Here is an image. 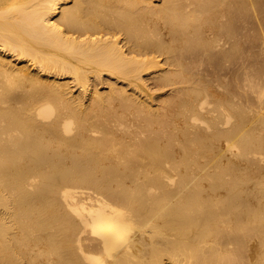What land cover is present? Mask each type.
<instances>
[{"label": "bare ground", "instance_id": "obj_1", "mask_svg": "<svg viewBox=\"0 0 264 264\" xmlns=\"http://www.w3.org/2000/svg\"><path fill=\"white\" fill-rule=\"evenodd\" d=\"M0 264H264V0H0Z\"/></svg>", "mask_w": 264, "mask_h": 264}]
</instances>
